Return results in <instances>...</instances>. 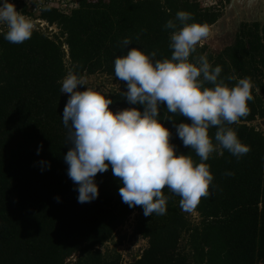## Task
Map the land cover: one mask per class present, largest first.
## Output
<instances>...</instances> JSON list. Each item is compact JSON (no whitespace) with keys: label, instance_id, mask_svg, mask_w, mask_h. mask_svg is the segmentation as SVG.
<instances>
[{"label":"trees","instance_id":"trees-1","mask_svg":"<svg viewBox=\"0 0 264 264\" xmlns=\"http://www.w3.org/2000/svg\"><path fill=\"white\" fill-rule=\"evenodd\" d=\"M73 2L77 6L70 10L38 6V20L59 33L34 28L29 40L13 44L4 38L6 26L0 25V264H264V132L253 125L264 121V22L242 24L235 42L218 53L198 45L190 57L203 55L213 68L221 66L218 82L230 87L250 78L254 99L248 102L249 114L229 125L250 151L240 157L226 149L212 154L205 162L214 177L211 195L191 212L183 211L180 197L165 189L171 197L166 214L145 217L142 206L131 208L122 201L123 185L111 166L95 177L98 198L78 202V185L69 178L64 160L72 145L66 143L62 123L69 98L60 91L62 81L70 71L86 79L105 77L118 85L114 91H100L113 100V112L143 111L122 96L127 87L115 77V59L132 47L170 59L173 29L165 25L171 19L181 26L178 11L191 14L188 23L211 26L222 10L197 0ZM23 4L22 13H27ZM125 38L130 45H122ZM165 111L161 105V122L172 132L176 154L191 155L199 163L174 123L163 119ZM175 119L176 124L191 123L186 117ZM217 130L209 129L214 143ZM194 213L199 222L191 219ZM133 215L131 236H120L115 249L103 252ZM128 238L148 241L131 262L117 249Z\"/></svg>","mask_w":264,"mask_h":264},{"label":"clouds","instance_id":"clouds-1","mask_svg":"<svg viewBox=\"0 0 264 264\" xmlns=\"http://www.w3.org/2000/svg\"><path fill=\"white\" fill-rule=\"evenodd\" d=\"M191 19L190 13L178 11L176 21L181 26L171 19L165 25L173 29L170 59H156V52L148 55L137 47L115 59V77L127 87L122 96L129 104L142 105L143 111L133 107L113 112L109 107L113 100L89 88L85 76L70 71L64 77L60 91L69 98L62 123L67 129L66 143L72 145L64 160L69 178L78 185V202L98 198L95 177L111 166L113 176L123 185L119 188L122 201L131 208L142 206L145 217L166 214L171 197L164 194L165 189L180 197L183 211L191 212L211 195L214 177L205 162L212 154L226 149L240 157L250 151L229 125L249 114L253 83L250 78H240L230 87L218 82L221 66L213 68L203 55L190 59L210 35L207 24L188 23ZM0 25L6 26L4 38L13 44L29 40L34 29L11 0H0ZM131 42L125 38L122 45ZM78 86L87 88L79 91ZM161 105H166L163 119L174 123L178 137L194 150L199 163L191 155L176 154L172 132L161 122ZM176 116L191 123L176 124ZM211 127L218 129L215 143L209 135Z\"/></svg>","mask_w":264,"mask_h":264},{"label":"rangeland","instance_id":"rangeland-1","mask_svg":"<svg viewBox=\"0 0 264 264\" xmlns=\"http://www.w3.org/2000/svg\"><path fill=\"white\" fill-rule=\"evenodd\" d=\"M46 1L47 0H22V2L25 3L24 7L27 6L25 10L27 13H23V14L32 21V23L34 24V28H39L49 33L50 32L59 33V30L56 26L50 27V29L48 30L47 29L48 25L45 22L38 20V17H39V11L37 10L38 6L41 2L46 4ZM63 1L68 2V0H53L52 4L55 5L56 8L60 6L65 7V4H63ZM73 1L72 3L74 4H72L70 7L76 8L77 3ZM213 1H214L213 3L211 1L207 2V5L205 7L208 6L212 8L213 6H216L217 9H221L222 16L220 18H222L223 16H225L226 8L228 7L230 0L228 1L227 0H213ZM22 2L20 3L14 2L17 10L20 12H23V8L21 9V7H23L24 4ZM45 8H49V7L45 6ZM30 14H34V15L31 16ZM255 14H256L257 21L264 22V0L261 2L259 9L257 10ZM209 27H210V35L206 40L202 42L201 46L208 45L210 50L216 53L232 45L235 42L236 37L238 36L240 32V28H241L237 25L236 20H232L231 23H229L227 27L225 26L227 28L225 31L223 29L219 30L221 29V27L219 25L216 26L215 23L214 25H211ZM104 79L105 77H102V78L91 77L89 79H86L87 86L94 90L105 91V92L106 91L110 92V91H114L118 89L117 84H113L111 83V81H108V80L105 81ZM253 125L256 127H259L264 132L263 121H257L253 123ZM191 219L194 222L200 221L197 213L192 214ZM134 222H135V215H133L131 219L129 220V222L121 229L120 234L116 236L113 242L106 244L104 247L101 248V250L103 252H106L107 250L115 249V242H117L120 236L127 235L130 237L131 234L133 233ZM147 245H148V241L145 239L138 238L137 240L129 242V238H128L127 240H125L124 244L122 246H119L117 249H118V252L122 254L123 260L125 262H131L133 261L134 258H137L139 257V255H141L142 251L147 247ZM69 261L74 262L75 259H71Z\"/></svg>","mask_w":264,"mask_h":264},{"label":"water","instance_id":"water-1","mask_svg":"<svg viewBox=\"0 0 264 264\" xmlns=\"http://www.w3.org/2000/svg\"><path fill=\"white\" fill-rule=\"evenodd\" d=\"M262 1L263 0H230V3L226 8L225 16L215 23L216 26L219 25L221 27L219 30L223 29L225 31L227 29L226 27L232 20H236L239 27H241L242 24L258 23L259 21L256 20L255 13L259 9Z\"/></svg>","mask_w":264,"mask_h":264},{"label":"built area","instance_id":"built-area-1","mask_svg":"<svg viewBox=\"0 0 264 264\" xmlns=\"http://www.w3.org/2000/svg\"><path fill=\"white\" fill-rule=\"evenodd\" d=\"M52 1H53V0H47V1H46V4H44L43 2H41V3H40V7H42V9L45 8V6L56 8V6L52 4ZM197 1H198L199 3H202L204 6H206V5H207V2H209V1H211L212 3L214 2L213 0H197ZM11 2L14 3L15 1H14V0H11ZM63 4H65V7L60 6V7H57V8L65 9V10H70V9L73 8V7H70V6H71L72 4H74V3H72V0H68V2L63 1ZM207 7H208V6H207ZM213 7H216V6H213Z\"/></svg>","mask_w":264,"mask_h":264}]
</instances>
